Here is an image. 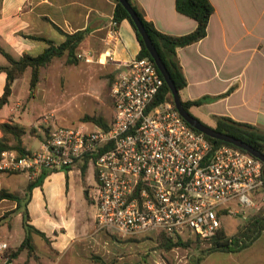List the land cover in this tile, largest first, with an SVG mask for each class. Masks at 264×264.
<instances>
[{
    "label": "crops",
    "instance_id": "obj_1",
    "mask_svg": "<svg viewBox=\"0 0 264 264\" xmlns=\"http://www.w3.org/2000/svg\"><path fill=\"white\" fill-rule=\"evenodd\" d=\"M210 1L215 12L209 20L207 36L177 51L187 79V87L180 92L181 98L183 101H195L205 96L218 97L190 108L196 118L212 128L217 127V117H229L264 130V0ZM132 2L165 34L182 36L197 28L196 20L177 10L176 0ZM115 7V0H0V48L17 60L26 54L36 57L47 49L46 40L61 44L65 41V34L84 32V40L76 54L90 51L104 61L106 52H109L115 61L100 65L116 72L119 63L139 57L141 45L128 19L118 25L119 41L108 45L107 34L114 22ZM61 58L65 59L61 65L68 63L66 55ZM56 59L51 65L41 68L40 81L33 96L30 68L15 79L8 103L0 107V140L4 136L2 124H18L29 131L22 138L27 150L35 152L42 147L32 150L25 141L30 137L32 126H36L35 119L26 114L29 111L27 102L36 96H45L41 86L47 85L46 74ZM81 63L85 62L79 61ZM6 65L8 61L0 51V66ZM6 84L7 73L1 72L0 98ZM30 181L27 173L0 171V190L22 198L21 209L16 201L0 200V218H4L0 231L7 227L12 232L16 222L24 229L23 211L27 210L30 224L49 239L46 243L54 253H49L47 258L58 264L81 233L89 228L86 222L96 223V217L94 220L89 216V209L94 205L90 191L98 181L95 164L85 158L68 168L67 172H52L42 186L35 187L29 195ZM79 205L85 214L81 217L76 210ZM56 215L60 217L58 222L54 220ZM262 237L240 251L202 254L195 262L201 258L200 264H264ZM40 258L42 261L45 259ZM15 260L5 264H13Z\"/></svg>",
    "mask_w": 264,
    "mask_h": 264
},
{
    "label": "built area",
    "instance_id": "obj_2",
    "mask_svg": "<svg viewBox=\"0 0 264 264\" xmlns=\"http://www.w3.org/2000/svg\"><path fill=\"white\" fill-rule=\"evenodd\" d=\"M119 38L113 22L108 45ZM105 55L104 61L90 51L76 57L85 63L115 61ZM164 83L148 57L119 63L111 89L114 116L106 128L56 127L38 151L2 152L0 171L34 180L43 170L63 171L88 158L98 180L90 191L97 229L120 238L164 232L207 240L234 205L264 218V163L236 147L213 144L173 102L155 105ZM9 247L0 241V263L8 261Z\"/></svg>",
    "mask_w": 264,
    "mask_h": 264
},
{
    "label": "rangeland",
    "instance_id": "obj_3",
    "mask_svg": "<svg viewBox=\"0 0 264 264\" xmlns=\"http://www.w3.org/2000/svg\"><path fill=\"white\" fill-rule=\"evenodd\" d=\"M64 60V58L56 59L46 74L47 85L44 83L41 86L46 92L45 98L36 96L29 102L26 100L29 108L26 114L30 119H35L34 124H36L31 128L35 130L34 135L29 134L30 137L25 139L27 146L32 150L39 149L41 143L56 127L83 126L92 130L96 124L90 120V117L102 116L108 123L113 119L111 89L116 72L97 63L61 65ZM27 89L29 90V87ZM25 123L28 125L27 122ZM231 208L232 214L222 216L221 222L226 234L233 237L252 219L254 211L243 210L237 205ZM76 210L79 211L80 217L85 215L80 205ZM96 215L97 209L92 204L89 216L95 220ZM54 220L58 222L60 217L56 215ZM16 223L12 232L7 227L0 231V241H5L10 246L8 257L13 247L19 245L25 236L22 225ZM86 225L89 228L81 233L80 238L58 264H196V258L204 254L209 246L206 242H195L197 239L193 236L183 238L184 241L189 239L194 241L189 246L167 250L161 246L162 239L158 234L149 233L120 238L107 230L98 231L94 221L86 222ZM262 235L264 236L263 233ZM33 239L38 258H28L25 251L13 264H53L47 255L50 256L54 252L48 247L46 240L37 233L33 234ZM260 240L264 241V237ZM40 257L45 258L44 261Z\"/></svg>",
    "mask_w": 264,
    "mask_h": 264
},
{
    "label": "trees",
    "instance_id": "obj_4",
    "mask_svg": "<svg viewBox=\"0 0 264 264\" xmlns=\"http://www.w3.org/2000/svg\"><path fill=\"white\" fill-rule=\"evenodd\" d=\"M115 1L116 7L113 17L114 22L118 26L124 19H128L131 22L133 28L135 29L139 43L141 45L139 57H148L153 61L142 39V36L139 34L129 13L118 0ZM129 1L133 6L134 10L139 15L148 35L150 36L155 48L157 49L158 54L160 55L163 63L165 64L176 88L179 90V92H181L185 87H187V79L181 66L177 51L179 48H183L197 43L198 41L207 36V27L209 24V20L215 12L213 4L210 0H176L177 10L180 13L196 20L197 28L195 31L186 35L172 36L159 31L152 22L148 21L145 18L143 12L136 5L133 4L132 0ZM84 37V32H78L75 34H65V41L61 44H56L51 40H46L48 47L42 54L36 57L26 54L18 60L15 59L7 51L0 48V51L8 61V65L0 66V73H7V84L3 96L0 98V107L8 103L9 97L12 94L13 82L15 81V79L21 76L27 69L30 68L32 71L30 88L31 96H33L40 81L41 68L51 65L55 58H61L66 55L67 62L69 64H78L79 60L76 57V51L84 40ZM216 98L205 96L195 101H183V105L187 109V111L191 113L190 108L192 106H200L207 102H211ZM164 101H170L174 103L171 91L168 88L166 82L164 83L162 91L155 99L154 104L157 105ZM90 120L93 121L99 127L106 128L108 126V122L102 116H93L90 117ZM1 129L3 131L4 136L0 140V157L1 153L6 150H16L20 155L31 153L23 145L22 138L25 134L29 132L26 128L18 124L4 123L1 125ZM215 129L221 133L239 138L264 153V130L259 129L258 127L252 124L237 122L229 117H217V127ZM30 133L34 135L35 130L30 129ZM10 137L14 140V143H11ZM206 137L213 144L233 146L226 142L216 140L208 136ZM240 150L245 152L242 149ZM63 171L67 172L68 169H65ZM50 173L52 172H47L43 170L36 179L30 181L27 188L29 195L35 187L42 186L44 179ZM4 199L16 201L19 204V209L22 208V198L19 195L9 193L6 190H0V200ZM3 219L4 218H0V226ZM23 226L26 232L25 238L20 246L10 251L8 257L7 253L10 250L9 247L6 253L8 261H14L15 259H18L20 255L25 251L27 253L28 258H38L36 247L33 242V233L39 234L47 242H49L48 237L43 232L37 230L36 228H34V226L30 224V217L27 210L23 211ZM263 232L264 218L261 214H256L253 215L252 219H250L245 224V226L242 227L239 232L233 237L228 236L226 234L225 229L222 227L215 236L210 237L207 240H203L200 236H196L197 240L195 242H206L209 245L208 248L204 251V254H209L216 251L236 252L249 247L256 239H258L262 235ZM157 234L162 239L161 246L165 247L167 250H171L175 247H187L194 242L191 239H189L188 241H184L181 237H173L167 235L164 232H159ZM200 259L201 258L198 259L196 264H200Z\"/></svg>",
    "mask_w": 264,
    "mask_h": 264
},
{
    "label": "water",
    "instance_id": "obj_5",
    "mask_svg": "<svg viewBox=\"0 0 264 264\" xmlns=\"http://www.w3.org/2000/svg\"><path fill=\"white\" fill-rule=\"evenodd\" d=\"M122 6L127 10L129 13L134 25L136 26L139 34L142 36V39L156 65L158 70L160 71L161 75L163 76L168 88L171 91L174 105L178 110L179 114L185 119V121L195 130L203 133L204 135L226 142L231 144L239 149L244 150L245 152L249 153L250 155L256 157L257 159L261 160L264 163V153L256 149L255 147L251 146L247 142L236 138L234 136L221 133L217 131L215 128H212L206 124H204L201 120L193 116L191 113L187 111V109L183 105V100L181 98L179 90L176 88L165 64L163 63L160 55L157 52L150 36L148 35L139 15L134 10L133 6L131 5L129 0H118ZM11 263V262H9Z\"/></svg>",
    "mask_w": 264,
    "mask_h": 264
}]
</instances>
